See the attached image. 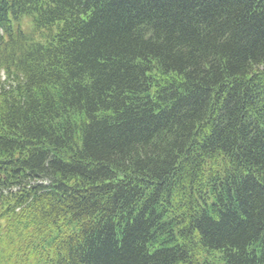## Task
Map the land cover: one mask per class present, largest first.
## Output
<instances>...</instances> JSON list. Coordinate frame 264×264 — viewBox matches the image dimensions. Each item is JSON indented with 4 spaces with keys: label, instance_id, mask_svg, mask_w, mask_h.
I'll list each match as a JSON object with an SVG mask.
<instances>
[{
    "label": "trees",
    "instance_id": "16d2710c",
    "mask_svg": "<svg viewBox=\"0 0 264 264\" xmlns=\"http://www.w3.org/2000/svg\"><path fill=\"white\" fill-rule=\"evenodd\" d=\"M0 264H264V0H0Z\"/></svg>",
    "mask_w": 264,
    "mask_h": 264
},
{
    "label": "rangeland",
    "instance_id": "374dc122",
    "mask_svg": "<svg viewBox=\"0 0 264 264\" xmlns=\"http://www.w3.org/2000/svg\"><path fill=\"white\" fill-rule=\"evenodd\" d=\"M25 20H28V21H29V25H26V24L24 23ZM19 24H20V27H21L23 30L27 31V32H31L32 29H33V24H32V22H31V20L28 19V18H23V19L20 21ZM15 26H16V24H15ZM37 39L41 40V38H40L39 35H37Z\"/></svg>",
    "mask_w": 264,
    "mask_h": 264
}]
</instances>
